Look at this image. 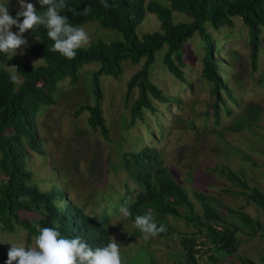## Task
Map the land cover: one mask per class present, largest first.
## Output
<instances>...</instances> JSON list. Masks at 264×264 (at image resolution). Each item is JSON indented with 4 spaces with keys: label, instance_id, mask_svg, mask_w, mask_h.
Returning a JSON list of instances; mask_svg holds the SVG:
<instances>
[{
    "label": "rangeland",
    "instance_id": "1",
    "mask_svg": "<svg viewBox=\"0 0 264 264\" xmlns=\"http://www.w3.org/2000/svg\"><path fill=\"white\" fill-rule=\"evenodd\" d=\"M155 1L165 3L164 0ZM0 3H8L11 9L19 11L17 0H0ZM25 3L38 7L37 0H25ZM172 16L174 22L190 21L183 14L173 13ZM230 19L232 25L218 31L204 25L215 46L212 56L218 61L230 96L235 99L232 102L225 93H219L230 114L226 115L218 106L217 126L210 118L200 116L208 109L210 95L208 86L199 76L203 46L196 34L182 46L183 82L176 80L163 66L161 57L164 48L154 54V61L148 68V80L169 101L164 104L153 102L154 113L145 112L142 122L136 121L134 126H127V107L137 93L133 91L125 99V84L141 64L140 61L132 65L129 60L120 63L118 78L98 77L101 90L98 106L104 119L106 138L99 130L92 131L87 126L86 111L75 114L79 106L94 104L91 75L98 69L99 63H87L79 68L74 84H70L69 79L61 81L54 94V104L41 106L36 114L35 133L42 153L38 155L26 151L24 158L32 183L41 192L56 191L55 205L59 211L69 216L81 212L104 224L107 221L105 228L109 236L120 244L122 264H150V261L176 264L180 260L181 237H200L197 232L205 231L209 224L216 230L228 226L238 246L233 255H216V252L204 249L202 251L206 253H201L198 264H212L208 261L210 256L216 258L214 264H241L243 259L264 264L263 212L238 194V188L217 170H212L214 167H225L233 172L241 171L246 176L247 185L264 195V28L252 63L246 27L237 16ZM79 26L88 32L90 42L122 41L119 32L101 28L97 22L90 21ZM157 30L156 17L146 13L135 33L140 37ZM12 31L18 29L13 27ZM23 38L28 41L27 46L18 49L15 56L7 57L28 62L33 68L42 65V60L28 52L36 39L28 32ZM6 70L11 75L15 73L13 68ZM142 148H151L159 153L162 165L183 187L193 213L202 216L200 204L192 193L200 191L209 199L219 215L218 225L202 221L205 226L199 229L182 218L189 216L188 209L177 207L181 218H172L171 214L165 218L170 234L145 241L140 231L133 227L134 223L120 217L119 208L130 203L140 187L125 172L119 153L138 152ZM198 171L206 173L202 181L204 188L197 182ZM238 211L256 223L253 228L243 226L235 216ZM17 216L29 220L38 218L35 213L25 212H18ZM34 240V236L28 237L18 225L10 233L0 230V264H6L10 244L31 248Z\"/></svg>",
    "mask_w": 264,
    "mask_h": 264
},
{
    "label": "trees",
    "instance_id": "2",
    "mask_svg": "<svg viewBox=\"0 0 264 264\" xmlns=\"http://www.w3.org/2000/svg\"><path fill=\"white\" fill-rule=\"evenodd\" d=\"M162 4L155 0H105L108 8L103 7L101 0H65L66 8L60 10L61 15L68 17L73 26L86 22H97L101 28L117 31L122 41L104 43L100 40L89 42L86 47L77 50L74 59L68 60L59 53L51 51L53 41L47 37L44 26H36L29 31L30 37L36 41L29 46L31 56L42 60L43 64L31 67L28 62L14 61L0 53V230L12 232L15 225L23 228L28 237H36L44 227H56L63 238H81L92 250L107 246L110 236L103 222H98L81 212L69 214L59 211L55 205L56 191L50 189L41 192L32 183L31 172L25 169L24 158L26 151L40 155V142L35 133V118L41 106L54 104V94L57 85L64 79L70 84L77 80V71L84 64L99 63L98 69L91 75L92 106H79L75 112L86 111L87 126L99 130L106 138V128L101 110L98 106L100 88L98 77L106 75L118 78L121 74L120 63L129 60L132 65L141 61L138 70L130 76L125 84L124 98L136 91V98L127 107V126H134L136 121H143L144 113H154L153 102L166 103L169 101L162 92L148 80V68L154 61V54L164 48L161 62L166 71L176 80L183 82V44L194 34L199 37L203 46L201 56L200 79L208 86L210 103L207 111L200 115L210 118L217 126L219 120L218 106L230 114L220 98L219 93H225L232 102L226 82L222 78L218 61L212 56L215 46L205 24L211 30L218 31L222 27L232 25L231 17L237 16L246 27L250 60L253 63L260 34L264 28V0H164ZM9 14L16 16V11L9 6ZM89 10L85 12V8ZM38 14L42 9L38 4ZM153 14L158 21V30L144 33L138 37L135 29L143 21L145 14ZM173 13L183 14L190 18L189 22H174ZM22 20V18H21ZM38 41V42H37ZM15 67L18 81L11 79L7 68ZM14 69V68H13ZM14 71L16 72V70ZM213 99V100H212ZM212 100V101H211ZM210 109V110H209ZM209 110V111H208ZM239 125V123H237ZM123 168L131 180L140 187L133 194L130 203L132 215L128 221L134 223L136 215H143L152 210L153 219L157 223L167 225L166 217L181 218L177 207L188 209L189 216L182 218L204 228L203 222L212 221L216 225L220 221L209 199L202 193H192L201 208V217L192 212V204L179 182L172 179L169 170L162 165L159 153L151 148H142L138 152H121ZM236 154H239L236 152ZM217 170L230 184L238 188L237 193L260 209L264 215V195L258 189L247 185L246 176L241 171H231L225 167L212 168ZM203 171H198L196 178L203 188ZM246 181V182H245ZM196 184L197 188L199 185ZM200 188V187H199ZM37 214L35 219H20L17 213ZM39 214V215H38ZM235 216L245 227L253 228L256 224L240 211ZM203 221V222H202ZM223 226L216 230L211 224L200 233V237H181L180 260L176 264H198L201 253L208 249L216 255H233L238 241L233 231ZM167 229V228H166ZM169 230L158 235L168 236ZM214 264L216 258L208 257ZM241 264H256L249 259L240 260ZM15 264V262H14ZM149 264V263H148ZM150 264H155L150 261ZM206 264V263H204Z\"/></svg>",
    "mask_w": 264,
    "mask_h": 264
},
{
    "label": "clouds",
    "instance_id": "3",
    "mask_svg": "<svg viewBox=\"0 0 264 264\" xmlns=\"http://www.w3.org/2000/svg\"><path fill=\"white\" fill-rule=\"evenodd\" d=\"M17 3L19 11L15 17L9 14L8 3H0V53L15 56L18 49L28 44L23 38L24 33L38 25L46 28L47 37L54 42L51 51L68 60L74 59L77 50L90 42L84 27L73 26L67 16L60 14V10L67 7L65 0H37L45 9L40 14L33 3H25V0H17ZM101 3L103 7H109L105 0H101ZM88 10L86 7L85 12ZM13 27L18 31L13 32ZM16 73L17 70L11 76L13 81L18 80ZM119 213L124 220L132 215L128 205L121 206ZM58 227L41 228L31 248L23 244H10L6 264H122L120 244L114 237H110L107 246L92 250L79 237L63 238ZM133 227L140 231L145 241L167 231L165 225L157 226L151 209L143 215H136Z\"/></svg>",
    "mask_w": 264,
    "mask_h": 264
}]
</instances>
